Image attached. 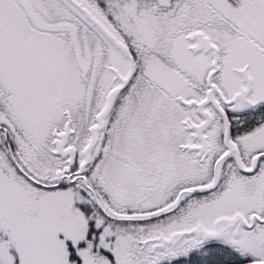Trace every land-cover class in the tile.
Listing matches in <instances>:
<instances>
[{
    "label": "snow or ice",
    "instance_id": "obj_1",
    "mask_svg": "<svg viewBox=\"0 0 264 264\" xmlns=\"http://www.w3.org/2000/svg\"><path fill=\"white\" fill-rule=\"evenodd\" d=\"M0 264H264V0H0Z\"/></svg>",
    "mask_w": 264,
    "mask_h": 264
}]
</instances>
